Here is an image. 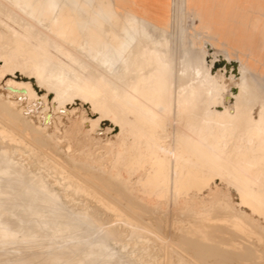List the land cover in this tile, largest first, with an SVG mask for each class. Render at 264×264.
<instances>
[{"label":"bare ground","instance_id":"6f19581e","mask_svg":"<svg viewBox=\"0 0 264 264\" xmlns=\"http://www.w3.org/2000/svg\"><path fill=\"white\" fill-rule=\"evenodd\" d=\"M71 1L76 9L89 18L115 19L121 16L115 10L117 4L106 3L100 9L94 10L92 1ZM175 2L177 4L171 10L173 17L170 16L162 25L154 24L141 17L129 5L119 4L118 8L124 11L122 17L125 20V25L121 29L124 37H111L112 35L107 37L105 33L102 34L95 28L77 29L76 23L71 21L67 22L65 27L59 28L55 19L50 25H46L44 19L53 13L52 6H46L42 0H14L15 7L21 13L30 16L35 25L43 29L41 31H46L55 37H40V32H35L37 34L33 33L34 36H32V24L17 28L5 25L6 33L0 32V89L3 91L0 93V110L7 115L6 117L12 121L11 123H21L22 126H27V129L30 127L38 132L46 133V128L38 121V118H34V110L26 111L28 107H25L27 105L24 100H32L33 104L37 105L42 104L45 109L49 106L56 107L54 108L56 112L66 110L62 113L64 114L61 115L62 117L73 115L75 113L73 110L77 105L83 108L86 106L85 108H88L91 116L87 115L82 120L86 119L85 123L90 128L101 126L106 133L115 132L112 136L113 139H121V146L126 147L127 152L128 178L136 180L135 184L142 188L143 194L155 195L157 198H165L170 195L192 200L196 194L200 195L206 189H210L211 184L217 187L216 181H219L235 190L238 199V212H244L242 209L245 207L250 213L264 219V74L259 70L258 57H251L240 48L226 42L225 38L227 37H216V30L198 20V13L194 12L195 8L194 11L191 10L192 0L184 2L174 0ZM185 4L187 9L182 16L180 11ZM31 9L33 12H30ZM186 17L193 19L191 27L188 29L191 34L198 30L202 31L203 35L208 36L207 39L212 40L210 46L213 47V51L223 55L224 58L236 60V65L218 71L213 70L212 65L206 62L205 57L208 52L205 46L207 43L204 44L206 40H203L202 37H199L201 39L198 43L199 53L189 56L188 52L183 51L181 59L177 58L169 29L173 18L180 25L181 22L186 21ZM63 19L60 20L63 21ZM15 24L17 23L15 22ZM248 32L246 31V33ZM79 35H83V37ZM192 38L194 42L198 40L195 37ZM249 39L250 37L247 41ZM85 45L88 46L89 56L94 64L96 62V69L100 73L95 77L91 76V73L87 72L89 74H86L85 72L88 66V62L83 59L85 58ZM177 63L181 64L178 70L180 65L176 68ZM107 84H109V88H107ZM28 114L30 116L26 117ZM61 116L57 115L59 121H61ZM12 132L10 133L12 134ZM8 138L12 139V137ZM16 142H19V137ZM2 146L0 147V165L3 163L2 166H5L0 168V206L7 197L6 187L1 185L5 180L3 174L5 170L10 168L9 166L18 168L22 172L31 168L22 151L13 149L12 152H9L6 150L7 146L5 148ZM32 153L31 151L32 156L36 154V152ZM57 167L60 166L57 164ZM27 175L31 176L33 180H37L40 186L47 187L40 180V176L37 177L31 172H28ZM16 182H11V184ZM8 184L7 182L6 186ZM107 186L109 187V185ZM82 188L84 189V187ZM210 192L214 193L212 190ZM98 194L97 196H99ZM42 195L47 201L54 199L53 194L42 193ZM25 196L24 198H26ZM21 197L23 198V196ZM103 199H101L102 202L105 200ZM110 199L108 198V201ZM13 200L15 199L13 198ZM16 202L18 203L17 200ZM59 202H56L55 207H48L51 216L63 214V210L59 208ZM76 202L79 201L76 199ZM20 203L23 202L20 201ZM20 203L17 205V210ZM10 205L16 207L13 203ZM24 206L26 207V205ZM109 208L112 207L109 206ZM22 209L19 211L21 214L24 213L21 216L26 214L23 212L25 209L21 212ZM90 213L92 214V212ZM75 215L72 227L81 218L89 227H95L96 231L104 238L110 235L108 228L106 230L97 225L82 212H77ZM232 215L230 216L232 217ZM14 216L13 218L16 217ZM5 218L7 217L5 216ZM53 225L62 226L63 223L60 219L53 221ZM103 225L105 226V224ZM138 225L140 224L138 223ZM17 228L15 229L17 230ZM20 229L23 228L20 227ZM29 229L31 230V227ZM8 236L9 232L6 229H0V240H5ZM68 243L71 242L68 241ZM129 245L125 244L123 250L129 249ZM112 253L115 254L116 251L112 250ZM103 254L108 258L112 256L107 250H103ZM148 261L150 260L148 259Z\"/></svg>","mask_w":264,"mask_h":264},{"label":"rangeland","instance_id":"374dc122","mask_svg":"<svg viewBox=\"0 0 264 264\" xmlns=\"http://www.w3.org/2000/svg\"><path fill=\"white\" fill-rule=\"evenodd\" d=\"M89 1H92L93 7L95 8L94 10L100 9V7L106 3L117 4L118 6L115 7V10L121 16L115 19L89 18L80 10L76 9L71 0H42L43 4L52 6L54 9L53 13L50 15L51 17L49 16L44 19L45 24L50 25L52 20L55 19L58 23L57 27L59 28L65 27L66 23L71 21L76 23L75 26L77 29L91 27L100 30L102 34L105 33L107 37H110V35H112L111 37H124L121 31L122 27L125 25V20L122 17L124 11L118 8L119 3L115 0ZM180 1L184 2L185 0ZM208 1L212 7L216 8H219L221 4L224 5L226 3L235 2L238 9L242 7L241 3L246 0ZM176 4L177 3H174V0H172L171 10L174 9ZM14 7V0H0V32L4 31L3 33H6L5 25H11L17 28L26 24H32V36L40 32V37H55L46 31H41L43 29L36 26L34 20L30 16L24 15ZM186 9L187 5L185 4L180 11L182 16H184ZM31 11L33 12V9H31L30 12ZM69 13L70 15H68ZM171 13H173V11ZM170 16H172V14ZM188 18L189 17H186V21L181 22L180 25H178L177 21L173 18L172 24L170 25L169 35L172 38L177 58L181 59L183 51L188 52L189 56L199 53L200 47L198 43L201 40L199 37H202L203 40H206L204 44L207 43L205 48L208 53L205 59L208 64L212 65L213 70L218 71L225 67L230 68L235 66L237 63L236 60L224 58L223 55L213 51V47L210 46L212 40L207 39L206 37L208 36L203 35L202 31L198 30V32H194L193 34L189 32L188 29L191 27V21L193 19ZM237 18H240V20L226 26V34L228 35H226L227 38H224L226 42L231 43L236 48H240L249 56L258 57L259 70L264 74V34L260 33L259 30L262 25L259 22L257 23L256 20L247 21L239 15L235 16V19ZM60 19H63L65 23ZM15 22L17 24H15ZM211 26L212 28L215 27L216 37H219L220 33L218 32L221 29V25ZM245 27L250 28V31L248 32V30H245ZM246 31L248 33H246ZM33 33L35 34L33 35ZM245 36H248V38L250 37L249 41H247L248 38H245ZM81 37H83V35ZM192 37L198 40L194 42ZM85 48V58L83 59L88 62L85 72L86 74L91 73L90 75L95 77L100 73L96 69V62L94 64L89 56L88 46L85 45ZM180 67L181 64L177 63V70ZM107 88H109V84H107ZM2 92V89H0V93ZM24 102L25 105H27L25 107H28L26 111H31V109L34 110V118H38V121L46 128V133L38 132L30 127L27 129V126L24 127L21 123H11L12 121L7 119V115L0 110V145H3L2 148L7 146L6 150L9 152H12L13 149H19L23 152L25 158H27L31 165L30 169H25L23 172L18 168L16 169L9 166L10 168H7L3 173L5 180H3L1 185L6 187L7 197L0 206V229H6V231L9 232V236L5 240H0V264H264V219L261 216L250 213L245 207L242 209L244 212H238V199L233 188L225 183L216 181L217 187L211 184L210 189H206L200 195L196 194L195 198L192 200L176 198L170 195L165 198H157L155 195H145L142 192V188L135 184L136 180L128 178V173L126 171L127 152L125 150L126 147L121 146V139H113L112 136L115 132L111 134L106 133L101 126L92 129L85 123L87 122L86 119L82 120L83 117L86 118L87 115L88 117L91 116L88 108H85L86 106L83 108L77 105L73 110L75 111L73 115L62 117L64 115L62 113L66 110L64 112H56L54 111L56 107L53 108L49 106L45 109L42 104H39V106L34 103V105L32 100H24ZM57 115H62L61 121L58 120ZM29 116L30 114L26 115V117ZM12 124L15 125L13 126ZM4 126L6 128H3ZM2 131L5 133L4 135ZM11 131H13L12 134L10 133ZM15 133L19 137V142H16L18 141V137ZM7 136L12 137V139L16 137L12 140ZM20 137H22L24 141L21 140L22 138ZM9 143L12 144L11 147ZM16 145H18V147H16ZM29 145L33 147L31 148ZM30 149H32V154L36 152V159L35 155L32 156L30 154ZM2 164L0 168L5 166H2ZM57 164L60 167H57ZM62 167L65 171L62 170ZM19 172H21V174H19ZM28 172H31L35 176L37 175V177L40 176V180L43 181L47 187L40 186L37 180H33L31 176L27 175ZM95 177L97 178L95 179ZM99 178H101V180H99ZM7 182L9 183L8 186H6ZM11 182L16 183L11 184ZM22 182L23 185H21ZM85 183L86 186H84ZM107 185H109V187ZM82 187H84V189ZM12 188L17 191L18 188L20 189L18 192H15ZM28 189L29 191L27 192ZM210 190L214 193L212 194ZM42 193L48 195L53 194L54 199L47 201ZM95 194L99 196L96 197ZM21 196H23V198ZM24 196L26 198H24ZM94 197L97 198V200H94ZM13 198L15 200H13ZM99 198L100 200H98ZM102 198L105 199H103L104 202H102ZM108 198L111 199L108 201ZM76 199L79 202H76ZM29 200L31 203L28 202ZM20 201L23 203H20ZM57 201H60L59 208L63 210V214H61V216L59 214L51 216L50 208L48 207H55ZM11 202L13 205L15 204L16 207L11 206ZM19 203L23 205H19V209L17 210V205ZM24 205L29 208L27 209ZM109 206L112 208H109ZM3 208L5 209L3 210ZM6 208L8 211L5 212V210H7ZM22 208L25 209V211H23ZM20 209H22L21 212L23 211L26 214L21 216L24 213L21 214L19 212ZM75 210L76 213L82 212L90 217L102 228L106 230L109 229L110 235L104 238L103 235L96 231L95 227H89L81 218H79L80 221L78 220L77 223H75L78 227L76 225L72 227L74 217L76 216ZM115 210L116 212H114ZM90 212H92V214ZM230 215H232V217ZM5 216L7 218H5ZM13 216L15 218H13ZM69 216L72 217L70 218ZM8 217L10 218L8 219ZM60 219L63 223L62 226H52L53 221ZM131 220L132 222H130ZM138 223L140 225H138ZM103 224H105V226ZM86 225L88 228H86ZM14 227H18L17 230ZM20 227L23 229L19 230ZM30 227L31 230L29 229ZM24 229L30 231L28 232ZM87 232L92 235L90 236ZM68 241L71 243H68ZM85 242L88 244L86 245ZM125 244H130L128 246L129 249L123 250ZM103 250H107L110 254L112 250H114L116 253H112V256L108 258L103 254ZM148 259L150 261H148Z\"/></svg>","mask_w":264,"mask_h":264},{"label":"crops","instance_id":"0c3cea01","mask_svg":"<svg viewBox=\"0 0 264 264\" xmlns=\"http://www.w3.org/2000/svg\"><path fill=\"white\" fill-rule=\"evenodd\" d=\"M115 1H117L119 4L124 3V5H129L141 17H144L157 25L164 24L171 15L172 0ZM241 6L242 7L237 9L235 2H230L224 5L221 4L219 8H216L212 7L208 0H199L198 2L197 0H192L191 2V10L194 11L196 9L194 12L198 13V20H201L204 24L209 25L211 28V25H221L219 33L222 35L220 34L219 37H226V26L229 24H234L236 23L235 21L240 20V18L235 19V16L237 15L242 16L243 19L247 21L256 20L257 23L259 22L262 25L261 29H259L260 33L264 34V0H246L241 3ZM245 30L250 31V28H246Z\"/></svg>","mask_w":264,"mask_h":264}]
</instances>
